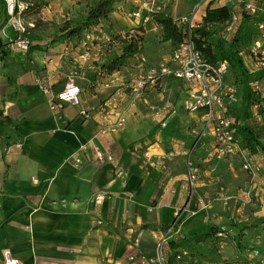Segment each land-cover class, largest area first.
Here are the masks:
<instances>
[{"label": "crops", "instance_id": "0c3cea01", "mask_svg": "<svg viewBox=\"0 0 264 264\" xmlns=\"http://www.w3.org/2000/svg\"><path fill=\"white\" fill-rule=\"evenodd\" d=\"M141 1L122 0L108 19L78 37H36L31 45L38 47L30 50L16 47L9 17H0V261L9 250L22 264H142L139 258H153L158 238L172 225L174 243L211 226L220 230L197 244H166V264H242L248 248L258 249L261 226L239 231L233 225L264 215L210 213L211 180L187 185V158L202 175L213 170L206 159L209 136L194 142L191 129L202 126L201 111L182 108L183 81L147 77L170 60L172 47L160 41L161 26L152 16L132 17ZM197 1L156 0L173 20L190 14ZM251 29L239 33L240 46L249 44ZM130 30L143 38L142 51L119 70L99 75V64L119 47L110 38ZM140 56L146 59L142 66ZM72 72L81 87L79 104L52 111L51 96ZM117 77L129 80L128 87L108 83ZM82 109L88 118L80 116ZM119 116L124 122L115 129ZM96 148L113 160H99ZM250 154L262 169L264 151ZM182 250L187 254L177 258Z\"/></svg>", "mask_w": 264, "mask_h": 264}, {"label": "built area", "instance_id": "2783aa9c", "mask_svg": "<svg viewBox=\"0 0 264 264\" xmlns=\"http://www.w3.org/2000/svg\"><path fill=\"white\" fill-rule=\"evenodd\" d=\"M6 3V12L11 20L10 27L16 37L13 40L17 48L26 50L29 46L28 32L34 27L33 22H26L20 18L22 10L16 0H4ZM223 0H198L195 3L193 11L178 18L179 23L187 28V36L185 40L177 44L171 50V58L169 61H163L158 69H150L147 77L153 79L159 75L170 76L184 82V97L182 99V108L187 112L201 111L200 123L202 126L193 127L191 133L194 142L198 143L204 136H209V146L207 149L206 159L208 161H220L224 159H232L237 154L242 155L241 169L250 171L255 174L258 167H254L249 158L243 156L241 142L236 134V125L241 124L231 114V107L239 103L240 96L238 87L235 83L228 80L229 65L226 60L209 62L205 60L204 55L196 47L191 40V30L197 28L198 20L201 18L202 6L214 7L222 4ZM15 6L17 12H14ZM229 8V18L217 25L212 26L219 32V37H236L240 27H250V39L246 51L240 50L245 67L250 73H260L250 83L254 99L251 105L250 122H260V109L264 108V0H232ZM161 10V7L155 0H144L139 3L132 12V17L143 20H149L150 17ZM136 33L133 30L127 31L128 36ZM229 40V39H228ZM146 62L143 56L139 57V64L142 66ZM53 74L49 73V78ZM109 84L115 87L121 86L124 81L123 77L110 78ZM140 86V83L138 84ZM47 92V89H44ZM80 87L76 83L75 73H69L66 77L62 89L51 96L49 103L52 111L60 110L65 104L78 105ZM112 104L116 103V99L111 100ZM80 116L84 119L90 116L89 111L80 110ZM124 118H119L113 124L115 129L123 125ZM96 156L99 160H113L110 152H104L95 149ZM186 180L187 185L192 188L197 181V167L186 160ZM175 218L178 220L179 214L183 213L180 208L175 211ZM177 233L172 226L167 227L165 232L158 238L155 247V255L153 258L143 260L139 258L142 264H151L159 262L166 264L164 258V247L170 239ZM187 254L186 250H182L177 255ZM135 260L134 256L129 258ZM0 264H22L20 260L13 257L9 250L2 252Z\"/></svg>", "mask_w": 264, "mask_h": 264}, {"label": "trees", "instance_id": "16d2710c", "mask_svg": "<svg viewBox=\"0 0 264 264\" xmlns=\"http://www.w3.org/2000/svg\"><path fill=\"white\" fill-rule=\"evenodd\" d=\"M119 0H93L90 5H87L86 12L78 18H66L58 28V33L53 36L52 42L62 41L64 39H71L78 37L84 30H89L99 24L100 21L108 19L109 13L114 9ZM0 6L2 7V16L4 21L9 17L6 12V3L4 0H0ZM14 12H17L15 6ZM152 18L156 23L161 26V42H170L172 49L179 43L183 42L187 36V28L185 25L179 23L178 18L173 20L169 15L159 10L152 15ZM229 18V8L225 5H218L214 7L206 6L205 12L198 22V26L191 30V40L195 44V47L202 52L205 60L209 62H216L226 60L229 65V73L231 75V81L240 88V101L231 107V112L237 108L234 118L240 121L241 124L236 125V134L241 137L240 142H245L246 149L250 153H256L257 149L264 151V144L260 141L258 135L255 133L249 120L251 118V105L256 99L251 90L250 83L253 79L260 75V73H250L245 67L241 56L239 55V33L244 30V27H240L236 37L224 40L221 37L211 40V37L215 34L216 30L212 29V26L220 24ZM4 21L0 24V28ZM14 33V32H13ZM15 34V33H14ZM111 41L117 42L119 47L116 51L108 56L103 62L99 64V75L102 73H111L115 70H119L124 65L125 61L136 54L140 53L143 49V38L136 32L134 35L128 36L127 32L123 35H116L110 38ZM2 43L0 41V47ZM38 45H31V41L26 50L37 48ZM171 49V50H172ZM129 80L125 81L119 87H128ZM80 87L79 83L76 81ZM238 88V91H239ZM59 89L56 93H58ZM81 91V87H80ZM263 109V108H262ZM260 109V111H262ZM232 114V113H231ZM229 159V158H227ZM252 224H234L242 231L251 227L261 226V230L264 231V218H255ZM233 225V224H231ZM211 226L209 229L203 232H196L187 236H184L180 241L174 243L168 241L167 244H171L172 249H176L181 245L189 246L197 244L207 239H211L213 235L217 234L219 227ZM257 234H260L257 233ZM263 241V242H262ZM262 241L259 243V247H263L264 235ZM236 244L240 247L238 239ZM177 257V256H176ZM242 264H248L247 260L240 259Z\"/></svg>", "mask_w": 264, "mask_h": 264}, {"label": "rangeland", "instance_id": "374dc122", "mask_svg": "<svg viewBox=\"0 0 264 264\" xmlns=\"http://www.w3.org/2000/svg\"><path fill=\"white\" fill-rule=\"evenodd\" d=\"M92 1L93 0H16L22 9L20 11V18L26 22L31 21L34 24V27L30 28L28 32L29 41L39 36H43V39H46L47 37H53L58 33V28L64 19L78 18L82 16L86 12L87 5H90ZM121 1L122 0H119L117 4H120ZM127 1L129 0H125V2ZM132 4L131 7H133ZM0 17H3L1 6ZM10 23L11 20L8 18L6 20V27L8 30H10V32H12ZM247 34L248 31L245 32L243 37L246 38ZM218 35L219 32L216 31L211 37V40H214L215 42L217 38H219ZM13 37L14 40L16 35ZM230 38L231 36L227 38L221 37V39L224 40H228ZM48 44L49 42L47 41L46 45ZM246 45L243 44L240 46V50L246 51ZM231 78L232 77L229 73L228 80L231 81ZM240 92L241 90L239 88V96ZM231 113L233 117L236 113L238 114L237 108H235ZM260 114V122H249L255 133L258 135L259 139L262 141V143H264V108L262 111H260ZM238 140L240 141L241 137H239ZM241 147L245 149L243 151V156L249 158L254 167H258V165L253 163L254 160L251 158L249 150L246 149L245 142H241ZM241 159L242 155L237 154L232 159H230L229 163L220 162L218 164L215 161H211L209 165L213 166V170L208 171L203 175L201 172L202 169L197 170V180H201L202 178L211 180L210 186L207 190L209 202L206 203V205L210 206V213H234L232 216L233 218L238 216L237 213H239V215L241 213H260L259 215L263 217L264 192L261 194L259 189L261 188V190L264 191V164H262V169L258 167V171L253 174L250 171H245L240 168ZM199 174L200 177L198 178ZM259 197H262V200L261 198L259 199ZM233 223L234 222H232V224ZM235 223L241 224L242 222L240 221ZM245 253L247 255L243 254L241 259L247 261H252L255 259L257 263L264 264V244L263 247L258 249L248 248Z\"/></svg>", "mask_w": 264, "mask_h": 264}]
</instances>
